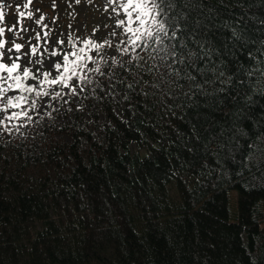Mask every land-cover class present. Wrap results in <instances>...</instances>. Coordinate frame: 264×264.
<instances>
[{"label":"trees","instance_id":"obj_1","mask_svg":"<svg viewBox=\"0 0 264 264\" xmlns=\"http://www.w3.org/2000/svg\"><path fill=\"white\" fill-rule=\"evenodd\" d=\"M200 2L211 23L184 63L137 50L127 100L94 83L88 119L74 106L49 137L0 143V264H264V175L243 167L264 159V76L246 78L264 0Z\"/></svg>","mask_w":264,"mask_h":264},{"label":"snow or ice","instance_id":"obj_2","mask_svg":"<svg viewBox=\"0 0 264 264\" xmlns=\"http://www.w3.org/2000/svg\"><path fill=\"white\" fill-rule=\"evenodd\" d=\"M76 2L80 3V0ZM110 3L114 5V29L120 30V35L125 39H120L117 31L113 30L110 35L115 41L105 39L101 43L91 36L81 39L68 35L66 39L52 37L49 44L48 33H43L41 37L37 32L22 44L16 42V36L11 40L6 39L5 28L0 27V135H11L13 132L23 135L21 129L37 123L44 116H52V111L46 109L53 102L69 104L66 99L68 96L73 98L71 103L80 108L77 98L94 83H99L103 90L99 94L101 100L108 96L115 98L118 88L121 89V98L127 100L128 90H136V84L144 83L136 81L132 76L133 70L140 72V69H135L134 62L143 59L137 50L151 49L153 53H163L161 60L170 56L171 68L172 64L184 63L185 57L195 55L187 50V43L182 41L187 38L195 42L197 34L206 31L207 25L211 23L210 19L205 21L202 14L198 15L196 11L203 7L200 0H195V3L193 0H110ZM5 7L9 6L0 4V20L4 19ZM121 13L124 18H120ZM24 15L23 12L20 13V16ZM28 16L31 18L32 13H28ZM43 19L44 17L36 19L35 24L39 25ZM242 23L240 20L236 21V25ZM261 23L264 24V21ZM8 31L12 32L11 29ZM24 31L27 32L28 29L25 28ZM230 31L232 39L246 42V30L233 26ZM33 39L42 40L43 43L38 46L31 42ZM206 46L203 42L197 45L199 49ZM106 49H111V53ZM248 55L253 60V65L249 66L246 78L253 76L254 72L264 76V69L255 63L256 58L251 53ZM113 65L116 66L115 69ZM193 66L194 62L188 65ZM120 69L123 72L118 74ZM152 70L153 66H148L147 71ZM179 71L180 69H176L177 73ZM196 87L199 88L200 85ZM53 111L58 109L53 108ZM260 135L258 133L257 138ZM251 151L254 149L250 148ZM244 159V168L257 169L264 175V159L251 165L247 155Z\"/></svg>","mask_w":264,"mask_h":264},{"label":"rangeland","instance_id":"obj_3","mask_svg":"<svg viewBox=\"0 0 264 264\" xmlns=\"http://www.w3.org/2000/svg\"><path fill=\"white\" fill-rule=\"evenodd\" d=\"M0 4L9 6L3 9L4 19L0 20V27L5 28V38L11 40L16 36L18 37L16 40L18 43H25L30 37H34L37 32L41 34V37L43 33H48L49 44L52 37L66 39L68 35L80 37L81 39L91 36L101 43L105 39L115 41V38L110 35L113 30L117 31L120 39L126 38L120 35V30L114 29L115 13L112 11L114 5L110 3V0H80V3H77L76 0H0ZM21 12L25 14L23 17L20 16ZM28 13H32L31 18ZM40 17H44V19L39 25H36L35 20ZM120 18H124L123 13H121ZM25 28L28 29L27 32L24 31ZM9 29L12 30L11 33L8 31ZM31 42L38 46L43 43L42 40L35 39ZM77 45L79 46V40ZM7 46L11 47V44ZM106 51L111 53V49H106ZM90 66L94 67V65ZM81 96L82 94L77 98L80 105L83 106L80 110L82 115L87 116L88 119L90 116V103L84 102ZM66 99L70 102L67 105L53 102L52 106L46 109L52 111V116H44L37 123L21 129L23 135L16 132L11 135H0V143L8 141L10 142L8 145L18 146L20 140L30 141L31 139L39 140L41 137H49L48 132H41L43 130V123L41 124V122L43 120L50 121L53 124L55 120L65 123L74 118L75 113H72V111L76 109L74 106L77 105L71 103L73 99L71 96L66 97ZM91 105L94 109V104ZM53 108L58 109V111H53ZM66 109H71V111L68 110L67 112ZM69 112L71 113L68 114ZM33 116L35 118V113H33ZM21 147L25 146L21 144ZM44 148H47V146ZM130 148L132 151L141 153H144L145 150L143 146L138 145L136 142H132ZM44 170H47L46 163H43L41 168H37V172L42 173ZM262 225L264 226V221Z\"/></svg>","mask_w":264,"mask_h":264}]
</instances>
